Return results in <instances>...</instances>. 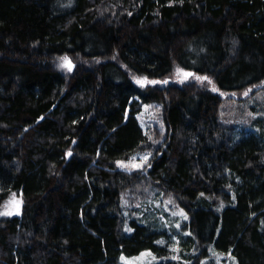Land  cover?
<instances>
[{
    "label": "trees",
    "instance_id": "obj_1",
    "mask_svg": "<svg viewBox=\"0 0 264 264\" xmlns=\"http://www.w3.org/2000/svg\"><path fill=\"white\" fill-rule=\"evenodd\" d=\"M148 202L187 215L178 244L128 222ZM146 251L264 264V0H0V264Z\"/></svg>",
    "mask_w": 264,
    "mask_h": 264
},
{
    "label": "rangeland",
    "instance_id": "obj_2",
    "mask_svg": "<svg viewBox=\"0 0 264 264\" xmlns=\"http://www.w3.org/2000/svg\"><path fill=\"white\" fill-rule=\"evenodd\" d=\"M58 67L64 73L68 71H72L74 68L72 64V68L71 70H69L68 67L66 66V62L62 58L58 61ZM137 80H144V78H140ZM140 85H144V83ZM138 119L140 121V124L144 132L147 134L155 130L156 127L158 130L162 129L159 116L154 109H150L145 106L142 110V113L138 116ZM145 156H148L147 163H143L142 161V158ZM149 160H150L149 155L137 156L132 162L120 163L119 165L120 168L124 170L138 169L145 167V165L148 164ZM121 165H126V167H123ZM136 165H141V166L136 167ZM20 207H21L20 198L17 196H12L3 206L4 213H10V214H4V215L12 216L15 211L20 210ZM149 213H153V215ZM146 214L150 215L153 219H149L148 216L146 218ZM125 215L128 218V222L137 221L142 225L149 224L151 226H155L156 228L161 226L163 229L167 230L170 233V235H172V240L175 241V243L177 244L179 243V237H180L179 227L181 226V223L183 221L185 220L188 221L187 215L183 211L179 210L171 202H167L163 204L158 202L157 203L148 202L142 205L137 212L126 210ZM146 221L147 223H145ZM127 232L129 233V229L127 230ZM148 253H150V255H148ZM123 258L124 259H121V264H160L162 262L158 260L159 258L155 257L151 251H146L137 257H132V258L123 257Z\"/></svg>",
    "mask_w": 264,
    "mask_h": 264
},
{
    "label": "snow or ice",
    "instance_id": "obj_3",
    "mask_svg": "<svg viewBox=\"0 0 264 264\" xmlns=\"http://www.w3.org/2000/svg\"><path fill=\"white\" fill-rule=\"evenodd\" d=\"M64 59V61L66 62V66L68 67V69L69 70H71V68H72V64H71V61H69L68 60V58L67 57H64L63 58ZM183 70H181V69H177V73L179 74V73H181ZM183 75L185 76V77H187V76H190V75H193L192 73H183ZM196 79H198V80H201V81H206V80H208V78L207 77H199V76H197L196 77ZM165 83H167V81H164ZM137 83H139V84H143V83H145V81L144 80H137ZM152 83H157L156 81H152ZM208 83H211V81H208ZM245 95H247V93H245ZM69 155H71V153H69ZM150 155V154H149ZM147 160H148V156H145V157H143L142 158V161H143V163H147ZM121 166H123V167H126V165H121ZM141 165H136V167H140ZM150 166V165H149ZM15 195V194H14ZM4 214H10V213H4ZM181 214H183V213H181ZM129 231H130V229H129ZM148 255H150V253H148ZM122 259H124L123 257H122Z\"/></svg>",
    "mask_w": 264,
    "mask_h": 264
}]
</instances>
